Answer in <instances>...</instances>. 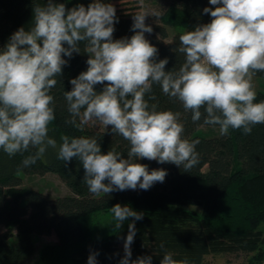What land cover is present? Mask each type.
Wrapping results in <instances>:
<instances>
[{"label": "clouds", "instance_id": "obj_1", "mask_svg": "<svg viewBox=\"0 0 264 264\" xmlns=\"http://www.w3.org/2000/svg\"><path fill=\"white\" fill-rule=\"evenodd\" d=\"M209 2L215 7L203 12L211 21L179 35L184 60L167 71L168 59L157 60L158 49L145 36L153 31L146 18L162 13L145 0H138L132 17L134 34L120 39H113L117 17L112 3L92 0L87 7L81 3L67 8L47 0L35 5L32 27H20L0 48V149L9 157L31 151L22 161L26 168L49 148L57 150L65 165L76 158L84 169L83 182L94 195L148 190L162 183L167 172L149 171L139 159L172 163L185 171L199 163V140L184 136L179 111L151 102L156 100L154 86L178 100L193 122L203 118L205 125L218 126L221 135L230 128L250 134L253 126L264 124V100L256 102L253 83L254 76L264 72V0ZM81 43L88 53L87 69L72 78L71 90L63 93L69 113L65 122L81 132L89 125L111 126L112 133L128 142L127 158L115 148L103 153L95 136L63 135L58 144L49 135L48 126L55 120L51 89L68 63L64 57L79 53ZM96 85H103L102 90ZM111 212L117 229L133 218L119 264H152L149 255L132 259L134 221L143 213L119 203ZM97 255L90 252L87 264H97ZM159 264L192 262L165 250Z\"/></svg>", "mask_w": 264, "mask_h": 264}, {"label": "trees", "instance_id": "obj_2", "mask_svg": "<svg viewBox=\"0 0 264 264\" xmlns=\"http://www.w3.org/2000/svg\"><path fill=\"white\" fill-rule=\"evenodd\" d=\"M115 1L104 0L113 5ZM153 1L162 14L155 21L149 19L153 29L150 42L158 49L156 59L167 58L165 70H172L184 60L178 51L179 35L210 22V14L203 9L215 6L209 0ZM54 2L68 6V0ZM46 3L47 0H0V48L20 27L31 28L33 7ZM115 9L113 39L130 38L134 34V12ZM169 29L174 32L170 34ZM80 48L72 57H64L68 63L51 89L55 120L48 126L49 135L58 144L63 135L95 136L103 153L115 148L127 158L129 144L112 133L111 126L102 129L89 125L81 132L65 122L69 113L63 93L71 90L70 80L87 69L88 53L83 43ZM255 76L264 77V72ZM95 87L100 91L103 85ZM153 93L156 100L151 102L158 103L161 109L181 113L184 136L190 141L199 140L196 145L199 163L191 171H185L172 163L139 159L137 162L146 164L149 171L165 169L164 181L154 183L148 190L137 187L94 195L83 182L84 169L76 158L65 165L57 158V150L49 148L36 164L26 168L22 161L31 151L9 157L0 149V226L4 227L0 231V264H34L25 262L37 251L33 236L52 234L57 241L41 249L36 264H87L92 251L98 253L97 264H119L133 218L118 229L95 230L96 221L103 214H110L115 225L111 208L117 203L143 213L142 219L134 221L132 259L149 255L152 264H159L166 250L175 259L188 258L192 264H204L209 255L237 252L253 253L256 261H251L252 264L264 260V124L253 126L250 134L230 128L229 134L221 135L218 126L205 125L203 118L193 122L191 112H185L178 100L165 96L158 86H154ZM256 93V102L264 100V91ZM203 128L217 130L205 133ZM21 173H55L71 194L52 198L40 190L26 188ZM12 238L17 246L9 242Z\"/></svg>", "mask_w": 264, "mask_h": 264}, {"label": "rangeland", "instance_id": "obj_3", "mask_svg": "<svg viewBox=\"0 0 264 264\" xmlns=\"http://www.w3.org/2000/svg\"><path fill=\"white\" fill-rule=\"evenodd\" d=\"M89 2L90 0H68L67 8H71L81 3L84 5H87ZM145 4L149 7L156 8L153 0H145ZM114 6L118 10H122V11L124 10L127 12H135L139 8L138 0H116L114 2ZM149 19H152L153 21H155L154 20L155 17L150 16L149 18H146V23L149 25H151L150 23L151 21ZM169 31H170V34L174 32L173 29H169ZM151 34L145 33V36L149 40V42H150ZM253 83L255 85L256 92L259 90L264 91V77L254 76ZM97 126L104 129L103 126H99L98 124ZM216 130L217 129H214V128L212 129L203 128L202 129V131L205 133L216 132ZM157 169H160V168H157ZM20 176L23 177L24 187L40 190L49 197L54 198L57 196H65V195L71 194V190L69 189V187L55 173H47L44 175H25L21 173ZM113 227H114L113 219L110 214L100 215L98 218V221H96V224H95V230H97L98 232H108L111 229H113ZM2 230H4V227L0 226V231ZM33 240L37 246V251L33 257L26 259L25 262L36 264L39 262L41 249L48 244L55 243L57 241V238L54 234L34 235ZM9 242L12 245L17 246V241L14 238L10 239ZM252 255L253 253L246 254L244 252H237V253H232V254L209 255L206 257V261L204 264H252L251 261H256L255 259L252 258ZM260 264H264V260Z\"/></svg>", "mask_w": 264, "mask_h": 264}]
</instances>
